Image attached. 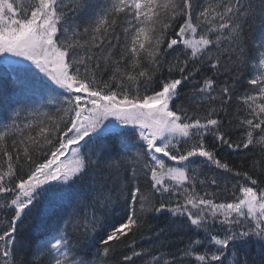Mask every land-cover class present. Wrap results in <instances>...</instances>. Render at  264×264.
Masks as SVG:
<instances>
[{
  "label": "snow or ice",
  "instance_id": "snow-or-ice-1",
  "mask_svg": "<svg viewBox=\"0 0 264 264\" xmlns=\"http://www.w3.org/2000/svg\"><path fill=\"white\" fill-rule=\"evenodd\" d=\"M189 85L186 108L175 101ZM21 96L41 103L29 109ZM234 98L245 110L235 121ZM0 112V208L13 211L0 221V264H109L144 213L162 211L193 238L149 264H264V0H0ZM233 122L238 142L224 130ZM208 136L262 157L236 171ZM194 158L243 180L231 200L197 191ZM44 193L71 211L30 243L19 224ZM253 242L259 262L243 251ZM128 247L117 264L144 255Z\"/></svg>",
  "mask_w": 264,
  "mask_h": 264
},
{
  "label": "trees",
  "instance_id": "trees-1",
  "mask_svg": "<svg viewBox=\"0 0 264 264\" xmlns=\"http://www.w3.org/2000/svg\"><path fill=\"white\" fill-rule=\"evenodd\" d=\"M259 37V31H255L251 34V39L255 40ZM42 77V75H41ZM246 83V81H245ZM250 87V86H249ZM191 92V85L182 89L181 98L175 101L176 104H184L186 108L189 107L187 96ZM21 100H26L25 107L32 109L39 107L41 101L38 97L25 98L19 97ZM192 110V109H190ZM239 110V111H238ZM41 111H47L54 113L55 107L41 108ZM199 111L200 115H203L202 110ZM229 112L232 114L233 121H235V115H239L243 118L245 110L242 108V103L235 98L229 108ZM3 113L0 112V118H3ZM27 116V113L24 114ZM30 118V117H29ZM225 131H227L234 141L243 139L242 132L233 122L231 125H226ZM110 152L113 156L122 153V147L120 138L113 136L107 140ZM206 144L209 148H215L217 152V158L222 162L228 163L236 171L250 170L253 160H260L262 157L259 148H253L252 151L240 150L232 151L227 149L226 146H221L218 143L214 144L211 136L206 137ZM43 157H41V160ZM197 161L196 178L197 181H205V184H197V191L203 192H216L218 196L217 202H227L231 200L233 185L243 180L240 177H235L234 173H227L221 169H215L214 165L203 162V158H194ZM218 180V185H211V178ZM146 179L142 178L140 184L142 187L146 186ZM44 187H48L45 185ZM40 203L36 204L32 208L31 213L28 216L22 217L23 223L19 224V231L22 236L28 242H40L43 237L51 233L56 229L57 225L63 224V220L66 219L67 213L71 211L68 205L67 199L53 196L51 193H44L38 197ZM7 201L4 196H0V205L5 204ZM13 214L12 209L0 208V221L10 219ZM124 215V209L119 206L115 209L111 216L107 217L105 223L117 222L120 217ZM184 218L175 217L168 211H162L160 213L146 212L144 213L143 227L139 231H135L134 234L130 233L128 239L124 244L119 245L115 252V259L110 260L109 264H117L121 261L122 255L131 254V250L128 245L135 242V248L137 251H142L144 255L141 258H136L135 264H149L151 255H162L164 259L171 260L172 256L178 253V250L184 249L190 239L193 238V232L184 226L181 221ZM103 234L102 232L100 233ZM223 235V233H220ZM39 238V240H38ZM99 239V237H97ZM203 239V234H201ZM207 243V241H205ZM243 251H246L253 259L259 262V248L253 242L243 246ZM29 259H33L29 257ZM36 264H49V260L46 256L40 257L36 260ZM185 264H196L193 257L185 259Z\"/></svg>",
  "mask_w": 264,
  "mask_h": 264
},
{
  "label": "rangeland",
  "instance_id": "rangeland-1",
  "mask_svg": "<svg viewBox=\"0 0 264 264\" xmlns=\"http://www.w3.org/2000/svg\"><path fill=\"white\" fill-rule=\"evenodd\" d=\"M41 75H42V74H41ZM69 157H70V154H69ZM62 159H63V158H62ZM173 163H174V162H171V161H170V163H169V164H173Z\"/></svg>",
  "mask_w": 264,
  "mask_h": 264
}]
</instances>
